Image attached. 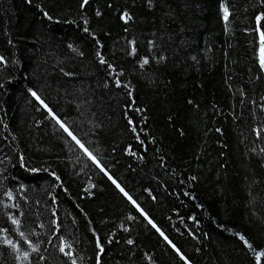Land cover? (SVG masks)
I'll return each instance as SVG.
<instances>
[{
    "label": "trees",
    "instance_id": "1",
    "mask_svg": "<svg viewBox=\"0 0 264 264\" xmlns=\"http://www.w3.org/2000/svg\"><path fill=\"white\" fill-rule=\"evenodd\" d=\"M80 3L0 0V55L7 60L0 62V177L15 195L7 208L0 203V227L28 250L4 213L21 219L20 231L40 247L30 253L32 264H71L59 252L60 236L72 244L77 264H96L91 228L104 246L100 264H185L38 105L27 91L33 87L191 264H255L235 233L264 247V69L255 19L264 3L154 0L148 8L146 0H89L83 9ZM125 9L127 22L120 19ZM259 27L264 32V17ZM98 50L117 73L123 70L121 87L99 63ZM143 57L149 62L140 67ZM28 167L56 171L62 184ZM0 264H19L3 244Z\"/></svg>",
    "mask_w": 264,
    "mask_h": 264
},
{
    "label": "snow or ice",
    "instance_id": "2",
    "mask_svg": "<svg viewBox=\"0 0 264 264\" xmlns=\"http://www.w3.org/2000/svg\"><path fill=\"white\" fill-rule=\"evenodd\" d=\"M28 3H32V0H27ZM89 3V0H81L80 3V8L83 9L85 7V5H87ZM147 3V7L148 8H152L154 7V0H146ZM261 3H264V0H261ZM36 7L41 9L42 15L47 18L48 20H52L53 17L49 14L48 11L43 9V6L41 4H37ZM221 7L224 10V19L227 20L228 16H229V12L227 7L222 3ZM96 15L100 16L101 12L99 11V9H97L96 11ZM264 17V12L258 13L255 17L256 22H257V31L260 33V47H259V64H260V68L264 69V32L260 31V27H259V23L261 21V18ZM120 19L127 22L129 20L132 19L131 14L127 11V9H125L123 12L120 13ZM74 22V21H73ZM84 25H88V20L84 19L83 20ZM127 31V29H125ZM83 31L85 33H90V29L88 27H84ZM90 35H92L95 38V33H90ZM95 43L96 45H101V42L99 39H95ZM129 43L131 45H133L132 47V52L130 54H134L136 51L135 48V41H129ZM149 47L151 48L153 46V41H148ZM67 47L69 49H71L74 52H77L78 49L72 44L69 43L67 45ZM78 54L80 56H83V52H78ZM96 57L99 60V63L101 65H106L108 69H110L111 71L108 72L109 76H112L115 80V85L117 88L121 87L122 82L121 80L118 78L120 74H122V69L120 70L119 73H117L115 67L111 64L108 63L104 56L101 54V52L98 50L96 52ZM160 61H163L166 59V57H164L163 55L159 56L157 58ZM0 62H3L4 65L7 64V60L5 59V57L3 55H0ZM149 62L148 57H143L142 60L140 61V67H143L145 64H147ZM61 72H64V69L61 68L60 69ZM115 74V76H114ZM65 75L68 76H72L73 73L71 72H67L65 73ZM9 79H11L9 77ZM107 83V81L105 82ZM124 87H129L128 84H124ZM4 87V82L2 80H0V88ZM28 93L34 98V100L36 102H38V105L43 108L44 110H46L47 115L50 116L53 120L56 121V123L59 125L60 129L63 130V132L67 133V135L73 140L75 141L76 145H78L81 149L84 150V152L89 156V158L92 160L93 163L96 164V166L100 169L101 172L104 173L105 176H107L108 180L111 181V183L113 185H115V187L123 194L124 197H126L128 199V201H130L139 211L140 213L145 217V219H148V222L150 224H152V226L154 228H156V231L160 233L161 236L164 237V239L171 245V247L175 250V252L179 255L180 259L183 260L185 262V264H191V262L188 260V258L184 255V253L180 250V248H178L164 233L163 231H161L156 224L148 217V214L146 212H144V210L140 207V205L136 202V200H134L132 198V196L125 190L124 187L121 186V184L108 172V170L104 167L103 164H101V162L99 161V159L91 152L89 151V149H87L85 147V145L82 143V141L74 134V132L71 130V128L69 127V125L63 120L61 119V117L59 115H57L56 112L53 111V108L49 106L48 103H46L45 99L42 98L41 94L35 90L33 87H29L27 89ZM129 95H131V92L128 93ZM264 99V98H262ZM191 102V101H189ZM262 108H264V105H261ZM39 110V109H38ZM137 111H140V109H137ZM128 123L131 125L132 121L129 120ZM132 131L135 132L136 129L133 126ZM219 131V129L217 130ZM257 135H259V132H257ZM137 139H139V137H137ZM5 159H8V157H5ZM19 161L21 166H24V156L23 153H20L19 156ZM0 163H2V161H0ZM29 172L32 173H36L39 171H45L48 172L49 175L54 178V180L57 183H61V177L60 175L57 174L56 171H49L48 169H41V168H36V167H28L27 169ZM6 177H0V189L3 190V196L7 197V201H3L0 203H3L4 208H7L9 206L8 202L14 201L15 200V195H14V189L10 188V187H5L3 181L6 180ZM193 179H195V177H193ZM55 184L51 185L52 188H55ZM25 185L24 184H20L19 185V189H24ZM67 191V189H65V192ZM49 196L52 197V204L55 205L56 203V196L53 195L52 192H48L47 193ZM88 195H92L91 192L88 193ZM26 199V197H25ZM38 203V202H37ZM11 207L12 208H19V204L16 203H11ZM77 207H79V205H77ZM82 211V210H81ZM51 213L52 216L54 217L51 220V224L55 225L56 230H59L61 225L59 223H57V219L58 217H56V207H52L51 208ZM5 216L7 217L8 221H10L11 225L15 226L14 230L16 232L19 233V236L21 238H23L24 242L28 245V250H22L20 243L19 242H15L13 239H11L7 233H8V229L7 228H2L0 227V235L3 236L2 240H0V244H3L5 246H8L9 248H11L13 250V252L15 253V259L17 262H19V264H23L24 261H27L28 264H32L31 259H30V253H39L40 252V247L38 243H33L32 240L28 239L27 236L25 235V232L20 231V226L22 224V221L20 218H18L17 216L13 215L12 212L8 211L4 213ZM23 215V213H21V216ZM133 217L131 215H129L128 219H132ZM192 217H190L191 219ZM75 221L73 220V223ZM91 223V222H89ZM221 227H223V225H220ZM41 227H43V225H41ZM127 230V229H126ZM90 231L93 233V235H95L96 240H95V246L97 251V256H96V264H100V254L104 252V246L101 243V239L100 236L98 234H96L95 229L91 228ZM236 236L239 237V239L243 242V244L246 246L247 249H249L254 258H255V264H261V260L262 258H264V247H260L259 250H257L256 247L253 246V244L245 237V235L241 234L240 232L235 233ZM52 235H56V231L52 232ZM109 244L112 242L111 239H109L107 241ZM127 244L131 245L133 244V240L132 239H128L126 241ZM72 244L68 243L65 239L64 236H60L59 237V252L63 253L65 256H67L69 259H71V264H77V260L75 259L73 252L71 251L72 249ZM66 249H69L68 251H66ZM147 256V254H145ZM40 260H44L45 257L44 256H40L39 257ZM150 259V257H149Z\"/></svg>",
    "mask_w": 264,
    "mask_h": 264
}]
</instances>
